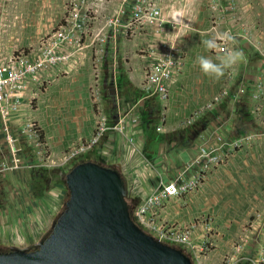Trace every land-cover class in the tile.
Listing matches in <instances>:
<instances>
[{"label": "rangeland", "instance_id": "1", "mask_svg": "<svg viewBox=\"0 0 264 264\" xmlns=\"http://www.w3.org/2000/svg\"><path fill=\"white\" fill-rule=\"evenodd\" d=\"M179 4L184 7L179 22L155 36L175 40L183 55L167 100L144 88L141 31H122L115 41L105 42L98 70L94 58L101 40L86 37L73 67L56 69L43 82L32 84L11 125L20 142L18 166L11 151L0 147V167L11 169L0 170V239L21 241L36 235L39 225L68 197L66 172L85 159L107 163L124 158L136 191L127 199L133 217L144 195L159 191L163 182L179 175L199 176L208 161L200 157L199 143L215 130L224 139L217 152L220 161L211 159V169L195 188L164 197L161 207L150 209L157 212V224L165 220L190 230L195 251L171 244L182 247L194 264H264V0ZM68 9L69 0H0V60L37 49L65 21ZM101 32L112 35L111 30ZM225 32L235 37V44L218 40L220 48L209 50L202 43ZM230 49L242 51L244 59L223 77L201 71L198 57L211 56L219 63L216 58ZM24 111L22 121H36L43 131V158L15 117ZM102 121L107 128L101 137L65 160L66 152L89 139ZM118 121L122 130L114 128ZM246 135H252V142L234 146L235 139ZM227 147L233 149L225 155ZM36 221L39 227L29 232Z\"/></svg>", "mask_w": 264, "mask_h": 264}, {"label": "built area", "instance_id": "2", "mask_svg": "<svg viewBox=\"0 0 264 264\" xmlns=\"http://www.w3.org/2000/svg\"><path fill=\"white\" fill-rule=\"evenodd\" d=\"M180 0H69L68 15L57 29L44 38L37 49L11 54L0 60V147L8 148L14 156L12 161L17 165L15 156L20 150L19 139L12 135L11 125L14 114L22 108L30 92L32 84L43 82L56 69L68 71L80 59L86 37H91V42L96 38L101 40V45L95 50V69L98 70L103 62L105 52L104 44L115 41L119 32L138 29H148L146 41H143L141 58V72L143 85L148 94H155L160 101L168 99L171 85L180 74L183 64L182 51L177 47L175 40L164 37L155 38L158 30L168 27V24L179 22L184 12ZM102 21L100 20L101 14ZM172 15L170 17L169 15ZM169 22V23H168ZM97 30V32H95ZM111 30L112 35L106 31ZM109 39V40H108ZM94 92L99 94V86H94ZM121 121L114 128L122 130ZM23 135L30 141H35L40 147L37 152L39 158L44 154L43 140L40 128L36 121L25 119L21 123ZM107 128L102 121L96 131L87 140L69 149L65 160L89 148L95 143ZM199 143L200 157L205 160L203 169L196 178L185 179L176 176L162 183L159 191L144 195L143 200L136 206L134 220L147 232L158 239L180 244L187 251H195L196 243L192 239L190 230L176 226L175 222H155L156 213L151 207L163 205V198L180 195L197 186L204 173L210 170L211 159L220 161L218 155L224 144L223 136L212 130L209 137L203 138ZM252 135L235 139L234 146L244 142H252ZM17 141V142H16ZM233 149V148H232ZM225 149V155L231 150ZM220 154V152H219ZM43 158V157H42ZM188 161L189 159H185ZM201 160V159H200ZM43 162V161H41ZM198 178V179H197Z\"/></svg>", "mask_w": 264, "mask_h": 264}, {"label": "water", "instance_id": "3", "mask_svg": "<svg viewBox=\"0 0 264 264\" xmlns=\"http://www.w3.org/2000/svg\"><path fill=\"white\" fill-rule=\"evenodd\" d=\"M68 197L49 223L23 242H1L0 264H194L182 247L136 223L135 196L122 156L107 163L85 159L65 174Z\"/></svg>", "mask_w": 264, "mask_h": 264}, {"label": "clouds", "instance_id": "4", "mask_svg": "<svg viewBox=\"0 0 264 264\" xmlns=\"http://www.w3.org/2000/svg\"><path fill=\"white\" fill-rule=\"evenodd\" d=\"M218 40L235 44V37L228 32L215 35L210 39L202 41V43L207 49L216 50L220 48ZM216 59L219 60V63L211 56H200L197 58V63L205 75L219 79L225 75L226 70L232 68L235 64L244 59V53L236 49H230L226 51L224 56L217 57Z\"/></svg>", "mask_w": 264, "mask_h": 264}, {"label": "crops", "instance_id": "5", "mask_svg": "<svg viewBox=\"0 0 264 264\" xmlns=\"http://www.w3.org/2000/svg\"><path fill=\"white\" fill-rule=\"evenodd\" d=\"M141 30V32H138V34H140L141 33V40L142 41H146V38H147V33H148V29L146 28V29H140ZM138 31H139V29H138ZM26 112L27 111H24V113L23 112H21L20 113V115L19 116H17V114H16V118L17 119H21V120H19V121H22L23 119V117H25L26 116ZM90 122H91V126L94 124V122H95V118L94 117H92L91 116V120H90ZM0 127H1V125H0ZM3 139V135L0 133V140H2ZM17 142V141H16ZM20 143V142H19ZM18 164V163H17ZM3 167H0V170H2L3 172H5L7 169L8 170H11L10 169V167H8L7 165L5 166V165H2ZM18 166V165H17ZM132 181V180H131ZM133 184V183H132ZM33 204V203H32ZM35 204V203H34ZM57 210V209H56ZM55 210V211H56ZM55 211H53L52 213H51V215L49 216V218H48V220H46V222H45V224H42V225H39L40 223L38 222V221H36L34 224H32V225H30V227H29V232H32V231H34V230H36L39 226H40V228L38 229V232H37V234L36 235H32V234H30L31 236H29L28 238H26V239H24V240H21V241H16V240H9V239H6V238H1L0 239V242L2 241V240H5V241H13V242H23V241H26V240H28V239H33V238H35L38 234H39V232L49 223V221H50V219H51V217H52V215H53V213L55 212ZM37 225H39V226H37ZM2 243V242H1Z\"/></svg>", "mask_w": 264, "mask_h": 264}, {"label": "trees", "instance_id": "6", "mask_svg": "<svg viewBox=\"0 0 264 264\" xmlns=\"http://www.w3.org/2000/svg\"><path fill=\"white\" fill-rule=\"evenodd\" d=\"M154 134L156 135V133H152V138L156 139V136ZM40 136L41 138H43V131L41 129H40Z\"/></svg>", "mask_w": 264, "mask_h": 264}, {"label": "flooded vegetation", "instance_id": "7", "mask_svg": "<svg viewBox=\"0 0 264 264\" xmlns=\"http://www.w3.org/2000/svg\"><path fill=\"white\" fill-rule=\"evenodd\" d=\"M1 243V242H0ZM2 244V243H1ZM4 245V244H3ZM5 249H7V247L5 246V247H2L1 248V250H5Z\"/></svg>", "mask_w": 264, "mask_h": 264}]
</instances>
